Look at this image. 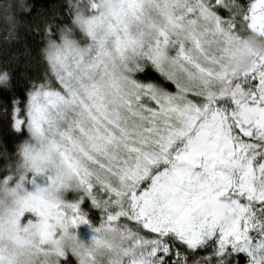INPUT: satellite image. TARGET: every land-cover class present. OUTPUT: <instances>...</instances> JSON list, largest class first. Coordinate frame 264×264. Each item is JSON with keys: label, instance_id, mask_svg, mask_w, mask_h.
I'll use <instances>...</instances> for the list:
<instances>
[{"label": "snow or ice", "instance_id": "1", "mask_svg": "<svg viewBox=\"0 0 264 264\" xmlns=\"http://www.w3.org/2000/svg\"><path fill=\"white\" fill-rule=\"evenodd\" d=\"M0 264H264V0H0Z\"/></svg>", "mask_w": 264, "mask_h": 264}, {"label": "clouds", "instance_id": "2", "mask_svg": "<svg viewBox=\"0 0 264 264\" xmlns=\"http://www.w3.org/2000/svg\"><path fill=\"white\" fill-rule=\"evenodd\" d=\"M254 42H255V41H254ZM249 62H250V58H244L243 63L247 64V63H249Z\"/></svg>", "mask_w": 264, "mask_h": 264}]
</instances>
